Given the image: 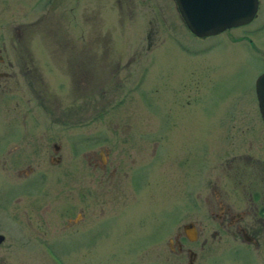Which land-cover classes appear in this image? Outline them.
I'll return each mask as SVG.
<instances>
[{"label":"rangeland","instance_id":"1","mask_svg":"<svg viewBox=\"0 0 264 264\" xmlns=\"http://www.w3.org/2000/svg\"><path fill=\"white\" fill-rule=\"evenodd\" d=\"M82 1L87 3L90 15V7L94 6V2ZM166 4L173 12V18L171 20L168 17V22L160 19L157 6L148 0H134V7L130 10L127 8V12H121L124 10L119 9L117 0H97L96 30L84 33L86 25H81L80 18L76 19L82 27L81 36L68 30L75 24L63 11L61 27L67 33L66 59L73 60L76 55L69 44L80 43L84 80L90 81L97 77L99 82L104 81V85L101 87L99 83L97 106L93 104L95 93L90 94V83L87 84L88 91H84L78 100L72 101L73 104L82 102L83 123L75 129L67 128L62 141L61 164L44 169L50 174L45 184H41L32 194H19V205H16L10 202V195L6 193L8 190H2L0 178V204L4 208L0 210L1 228L5 233H13V211L17 208L30 210V200H37L43 188L49 189L46 199L51 209V218L54 219L53 214L60 203V189L65 182L67 189L82 188V203L90 204L92 191L97 189L98 198L91 201V204L95 203L98 210H115V202H122L125 198L121 204L123 206L128 203L127 195L133 193V189L128 188V176L125 172L130 157L138 162L143 155L148 166L151 161H159L160 167L149 169L142 191L136 188L139 195L136 192L135 199L129 202L125 208L126 214L119 211L112 215L116 219L103 218V226H113L109 238L93 242L90 237L76 241H61L51 237L50 244L62 260L48 259L39 254L42 251L41 244L31 245L20 240L15 245V256H12L5 243L2 252L9 253V264H153L157 248L162 259L166 258L167 238L176 223L172 217L173 206L181 205L176 199V192L182 187V177V183H185L187 173L184 155L175 159L173 148L178 145L184 150L188 145V111L193 113L194 125L199 123L193 128L196 164L206 159L212 161L214 156H219L227 141L230 140V143L243 139L239 133L246 131L234 132L235 129H232L228 132L230 123H240L239 113L234 112L238 122L235 119L226 121L222 116L225 125H218L221 117L217 115L218 118L214 119L213 115L215 111L222 114L235 110L229 109L230 104L238 105L236 101L250 113L256 109L253 81L264 64V0H260L250 22L207 37L191 34L180 15L178 14L177 19L174 17L173 3L167 0ZM69 5L71 2L67 3V7ZM0 7L4 10H0L1 20L11 18L15 7L12 4H1ZM164 13L168 16L170 9H164ZM78 15L80 17L81 13ZM51 17H56L53 10ZM36 43L38 41L35 38L33 44ZM59 58L63 59L61 56ZM68 67L69 65L67 69ZM62 80L67 82V78ZM120 93L122 97H119ZM208 123L212 124L206 128ZM111 124L119 127L129 125L132 131L127 134L132 137H122L118 133L114 143L105 138L90 140L92 130L106 134V129ZM212 128H215L214 132L209 131ZM226 129L227 133L224 131ZM159 140L157 148H163L160 159L156 158L157 149L156 154L153 153L154 145ZM142 144L145 145L144 151L139 147ZM103 146L109 150L108 169L116 163L118 165L114 176H109L108 172L102 174L100 170L99 179H95L90 168L85 163L80 167L78 162L82 154L98 152ZM3 170L0 169V173ZM63 170L67 173L65 182L62 181ZM8 172L13 173L10 169ZM183 186L186 187L184 184ZM180 199L182 197L178 195V200ZM124 216L131 219L126 231L123 226ZM158 220H162L163 225L160 228V238L154 241V235L159 234V231L154 232Z\"/></svg>","mask_w":264,"mask_h":264},{"label":"flooded vegetation","instance_id":"2","mask_svg":"<svg viewBox=\"0 0 264 264\" xmlns=\"http://www.w3.org/2000/svg\"><path fill=\"white\" fill-rule=\"evenodd\" d=\"M96 1L92 0L94 6L90 7L88 15L87 3L84 4L82 0H0V5L12 4L15 7L11 18H0V164L3 165L0 169H4L0 178L2 190H8L6 193L10 195V202L16 205H19V194H32L49 180V172L44 171L46 167L61 164L64 133L68 127L75 129L83 123L82 102L73 104L72 101L78 100L84 91H88V83L91 84L90 94L95 93L93 104H98L99 83L103 87L104 81L99 82L97 77L90 81L84 80L80 43L69 44L76 55L73 60L66 59L67 33L61 27L64 11L75 24L68 30L79 36L83 34L82 24L86 25L84 33L96 30ZM117 1L119 9L124 10L121 12L134 7V0ZM148 1L157 6L162 21L168 22V17L172 20L173 12L166 4L167 0ZM170 1L176 18L179 14L176 2ZM257 1L259 5L260 0ZM69 2L71 5L67 7ZM164 9H170L168 16ZM52 10L56 16L53 19ZM78 13H81L80 17ZM77 17L81 19V25L76 21ZM35 38L38 43L33 44ZM63 78H67L66 83ZM255 80L256 77L253 81L256 105L253 113L241 107L242 104L238 101V105L233 103L230 104V109H225L235 108L230 113L215 111L214 119L218 118L217 115L221 117L218 125L226 124L223 123V118L230 122L234 119L236 121L234 112L239 113L240 123H230L228 132L232 129H235L234 132H246L239 133L243 139L230 143V140L227 141L225 149L219 156H214L212 161L206 159L195 163L193 128L199 123L194 125L193 113L188 111V145L185 151L178 145L173 148L174 158L184 155L187 165L185 183H182V177V187L176 192L182 197L178 200L176 195L182 208L177 204L173 206L172 217L176 223L167 238L168 255L162 259L157 248L153 264H264V122L258 109ZM119 97H122V93ZM212 123L205 127L209 128ZM118 127L117 124L109 125L106 134H100V131L94 129L90 140L105 138L114 143L118 133L122 137H132L127 134L132 131L129 125ZM214 129L209 131L214 132ZM144 130L143 128L142 132ZM224 131L227 133V129ZM159 144L160 140L155 143L153 153L155 155L157 149L156 158L160 159L163 148L158 150ZM139 147L144 151V144ZM138 160L136 162L134 157H130L125 171L128 188L133 189V193L127 195L128 203L122 206L125 201L123 198L122 202L114 203L117 206L112 211L98 210L95 203L91 204V201L98 198L97 189L92 191L90 204L82 203V188H65L67 173L63 170L61 175L65 183L60 189V203L53 214L57 219L51 218V209L46 199L49 189L43 188L37 200H30V210L17 208L13 211V233H5L0 225V264H9V253L2 252L5 243L12 256H15V245L20 240L31 245L41 244L42 251L39 254L48 259L62 260L50 244L51 237L61 241L90 237L93 242L109 238L113 226H103V218L116 219L112 215L119 211L126 214L125 208L129 202L135 199L136 192L139 195V191H142L149 169L157 167L159 162L151 161L148 166L143 155ZM78 163L80 167L85 163L95 179H99L100 170L102 174L108 172L109 176H114L118 165L116 163L108 169L109 150L104 146L98 152L82 154ZM9 169L13 173L8 172ZM132 194L135 195L132 197ZM2 209L4 208L0 204V210ZM130 221L129 217H123L125 231ZM156 224L154 232L159 231V234L154 235V241L160 238L162 220H158ZM102 230L104 232L100 234Z\"/></svg>","mask_w":264,"mask_h":264},{"label":"water","instance_id":"3","mask_svg":"<svg viewBox=\"0 0 264 264\" xmlns=\"http://www.w3.org/2000/svg\"><path fill=\"white\" fill-rule=\"evenodd\" d=\"M175 2L185 26L197 37L215 35L225 29L250 22L258 3L257 0H175ZM255 92L264 121V68L255 80Z\"/></svg>","mask_w":264,"mask_h":264}]
</instances>
